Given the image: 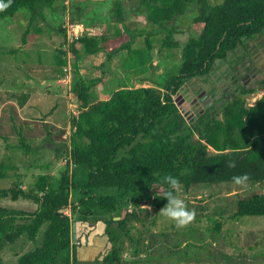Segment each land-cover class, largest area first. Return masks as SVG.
<instances>
[{"label":"trees","instance_id":"1","mask_svg":"<svg viewBox=\"0 0 264 264\" xmlns=\"http://www.w3.org/2000/svg\"><path fill=\"white\" fill-rule=\"evenodd\" d=\"M54 2L0 0L8 5L0 8V18L13 17L25 10L31 14L30 22L36 18L43 20L44 8ZM127 3L134 15L144 16L150 26L128 27L125 4L114 0L113 20L121 25L128 39L106 52L105 61L99 66L101 73L105 74L106 64L123 50L129 55L127 62L130 61L125 62L126 75L133 78L148 71L145 58L152 59L155 46L167 50L181 48L180 63L166 77L161 89L119 88L107 100L91 103V90L100 77L83 78L77 61L80 52L95 54L105 49L110 36L83 34L77 40L80 50L70 46L77 74L71 82L70 94L78 104V112L71 116V148L67 152L66 148L65 154L56 150L66 156L65 169L57 179L39 175L30 192L18 184L0 190V198L9 197L13 201L24 198L37 205L29 221L22 223L17 222L14 210L0 205V252L23 236L34 243L14 264H78L77 245H71L70 217L63 214L66 208H77L69 203L71 190L82 195L78 207L80 220L87 222L88 215L95 213L100 216L96 222L103 223V235L110 248L102 264H123L124 241L133 243L129 232L143 222L135 215L137 210L146 214L141 207L148 198L158 209L166 204L164 197L169 186L163 177H176L178 186L187 190L197 184L232 182L233 176L245 173L249 176L247 183L264 182V79L260 82L261 96L252 105H246L244 96L253 90L243 88L239 95L224 103L220 113L206 108L191 122L183 118L173 100L187 81L209 74L214 63L224 60L243 39L264 34V0H222L213 5L207 0H127ZM189 6H195L197 14L192 19L193 32L181 44L175 38L177 19L184 16ZM70 22L80 21L72 15ZM58 31L65 35V28ZM118 34L120 29L115 36ZM140 37L146 54L139 50L132 56L133 44ZM62 53L63 59L56 57L58 67L67 64L65 52ZM207 148L213 151L212 155H206ZM124 150L126 153L120 154ZM101 188H115L118 193L94 197ZM124 205L130 206L134 213L113 215ZM236 207L234 219L264 216V195L251 194L238 200ZM138 250L136 247L134 254Z\"/></svg>","mask_w":264,"mask_h":264},{"label":"rangeland","instance_id":"2","mask_svg":"<svg viewBox=\"0 0 264 264\" xmlns=\"http://www.w3.org/2000/svg\"><path fill=\"white\" fill-rule=\"evenodd\" d=\"M113 1L55 0L51 7L44 8L45 19L43 20L36 18L30 22L31 14L25 10H20L13 17L0 18V58L5 55V61H12L17 70L22 73L34 64L43 63L55 66L54 56L63 59L62 52H65V58H70L68 63L73 69L71 77L73 82L77 74L74 71L69 49L71 45H74L80 50V44L77 43L78 39L68 44L70 41L66 40V35L58 30L66 27L67 23H78L84 25L92 36H99L106 32L108 37L111 36L105 43V49L95 54H86L92 57L103 52L106 58L107 51L118 47L128 39L121 25L113 20L111 14ZM120 1L125 4L128 27L145 29L150 26L144 16H133L135 13L127 0ZM207 2L213 5L219 4L222 0H207ZM76 8H81V13L77 12ZM196 14L197 8L189 6L184 16L177 19L178 35L175 38L179 43L182 44L193 32L192 19ZM72 15L80 22H70ZM119 29L120 34L115 36V32ZM28 40L29 45L33 47L26 49L25 44ZM5 46L10 52L3 53ZM180 49L167 50L155 46L151 52L152 59L145 58L149 67L148 71L140 77L130 78L129 86L161 89L166 77L180 63ZM59 50L62 52L59 53ZM133 50L132 56L136 55L135 51L139 50L143 51V55L146 54L143 37L136 40ZM82 53L80 52V55L84 56ZM120 53L124 55L123 62H127L129 55L124 50L114 55L113 58ZM115 59L116 61L122 60L119 56ZM9 67L10 64H4L0 59V69L2 68L0 84H4L5 81L1 75L7 72ZM62 68L60 72L58 67H54L53 72L57 73L56 76L62 75ZM85 71L90 70H83V74L89 76V73ZM98 71H100L98 72L100 81L91 90L90 101L105 94V92L100 93L103 92V88L98 91L100 83L105 84L103 87L111 83V80H108L110 76L103 75L101 68H98ZM29 72L32 73V70L24 74L27 75ZM263 79L264 34L261 33L252 38L243 39L242 44L230 51L224 60H217L214 63L209 74L187 81L173 100L183 118L191 122L199 111H204L206 108L220 113L224 103L234 98L235 95H239L243 88L253 90V93L244 96L246 105H252L261 96L260 82ZM54 84L53 86H58L55 82ZM70 85L67 86L70 87ZM55 87L52 88L55 89ZM69 87L67 88L70 89ZM70 102L72 103L69 120L71 126V116L77 114L78 107H76L75 98L73 102L71 100ZM0 117V190L13 188L14 184H18L22 190L30 192L39 175H50L57 179L65 169L66 157L56 152L53 153V151L49 153L43 147L41 148L42 154L39 153L38 157L31 153L25 154L23 147L18 143V135L13 139L10 136L13 132L10 127L15 128V125H11L6 120V126H4L2 121L4 117ZM66 132L71 135V128L68 124L60 135L59 144L62 147L67 145L71 148V145L69 147L70 135L67 139L62 138ZM38 147L34 149L39 151ZM61 152H64L63 148ZM125 153L126 150L120 154ZM205 153L212 155L213 151L207 148ZM69 172H71V166ZM117 193L115 188H101L95 191L94 197ZM254 193L264 195V182L246 183L242 186L233 182L197 184L188 190L183 186H177L175 195L195 213L193 220L182 227L176 226L174 222L163 216L160 213L162 208H156L152 198H148L141 207L146 214L139 210H137L139 214L135 213L143 219V222H140V225H134L132 232H129L133 236V243H130L128 239L124 241L121 252L123 264H264V216L232 218L237 209L238 200L249 198ZM81 198L82 195L79 192L71 190L69 203L77 208L74 210L66 208L63 211V214L70 217L72 242L75 244L78 242L76 246L78 264H102L103 257L110 248L107 238L103 235L104 226L101 221L96 222V218L100 216L95 213L88 215V223L80 220L79 201ZM0 205L14 210L17 222L21 223L28 222L37 209L34 202L24 198L16 201L9 197L0 198ZM130 211L134 213L130 206L124 205L123 209L120 207L113 215H123ZM90 224L92 226L89 227ZM41 232L42 230L38 238ZM33 247L34 243L25 236L19 238L15 244L5 247L0 252V264H14L21 254ZM136 247L139 252L134 254Z\"/></svg>","mask_w":264,"mask_h":264},{"label":"crops","instance_id":"3","mask_svg":"<svg viewBox=\"0 0 264 264\" xmlns=\"http://www.w3.org/2000/svg\"><path fill=\"white\" fill-rule=\"evenodd\" d=\"M133 16L136 17L134 14ZM103 34L107 35L106 32ZM29 43L30 41L28 40L25 44L26 49L33 47L30 46ZM7 49L8 47L5 46L3 53L10 52V50ZM118 56L122 58V60L116 61L115 58L118 59ZM118 56L114 57L107 67H105L107 72H105V75L110 76L108 79L111 80L110 85L103 87L105 84H99L98 91L103 88V92L100 93L104 94L105 92L103 95L104 97L97 96L91 103L107 100L111 94L119 88H136L129 86V80L130 78L132 79V76L126 75L123 53H120ZM54 58L55 66L51 64L45 65L43 63L39 65L34 64L28 69H25L22 73L17 70L12 61H5V55L0 58L4 64H10L9 70L3 72L1 75L2 78H4L3 81H5L4 84H0V116L4 117L2 118L3 125L6 126V120H8L11 125H15V128L12 126L10 127L13 131L10 135L11 138L13 139L18 135V143L23 147L25 154L31 153L35 155V157L40 156L38 155L39 153L42 154V147L44 150L46 148L49 153L50 151L54 153L57 149L60 150L63 148L64 154L65 149L68 148L67 145L66 147H62L59 143L61 142L60 135H62L63 130L66 129V125L68 124L71 128L69 120L72 103L70 100L73 102V98L70 94V89L67 88L69 86L63 84L61 81L63 75L60 74L59 77L56 76L57 73L53 72L54 67H58L56 66V57L54 56ZM104 58L103 52L92 57L86 56V54H84V56L80 55L77 61L79 74L85 79L100 76L98 68L102 61H104ZM115 65H118L119 68L115 67ZM61 68L62 66L58 67L60 72ZM30 69L32 73L29 72V74L25 75L24 73H27ZM88 69L90 71L85 72L89 73L90 77L83 74V70ZM54 82L58 85L57 87L53 86L55 85ZM52 87H55V89ZM76 107H78L77 104ZM5 131L7 132L8 129ZM16 132H18V134ZM69 135L70 133L68 134V132H66L62 138L64 137L67 139ZM70 142L71 139L69 137V147ZM35 147H38L39 151L34 149ZM64 154H61V156H65Z\"/></svg>","mask_w":264,"mask_h":264},{"label":"clouds","instance_id":"4","mask_svg":"<svg viewBox=\"0 0 264 264\" xmlns=\"http://www.w3.org/2000/svg\"><path fill=\"white\" fill-rule=\"evenodd\" d=\"M8 5L0 3V8H6ZM234 167V164L230 165ZM249 180V176L245 174L235 175L232 177V182L236 185H245ZM163 181L169 186V190L165 193V206L160 210V213L175 223L176 226L182 227L191 222L194 218V211L186 207L185 202L175 195L179 181L172 175L163 177Z\"/></svg>","mask_w":264,"mask_h":264},{"label":"built area","instance_id":"5","mask_svg":"<svg viewBox=\"0 0 264 264\" xmlns=\"http://www.w3.org/2000/svg\"><path fill=\"white\" fill-rule=\"evenodd\" d=\"M65 28V35H66V40L68 39L70 42H68V44L74 42L75 40L79 39L83 34H90V31L87 30L86 27H84V25L82 24H78V23H67ZM70 28V30H69ZM67 29V30H66ZM70 58H66L67 60V66L62 68V83L65 85H70L71 84V77H72V69H71V65L68 63V61ZM66 162V160H65ZM77 244H75V242H71V245L75 244L78 245V242H76Z\"/></svg>","mask_w":264,"mask_h":264},{"label":"water","instance_id":"6","mask_svg":"<svg viewBox=\"0 0 264 264\" xmlns=\"http://www.w3.org/2000/svg\"><path fill=\"white\" fill-rule=\"evenodd\" d=\"M72 62H74V61H72ZM114 219L118 220L119 218H118V217H116V218H114Z\"/></svg>","mask_w":264,"mask_h":264}]
</instances>
